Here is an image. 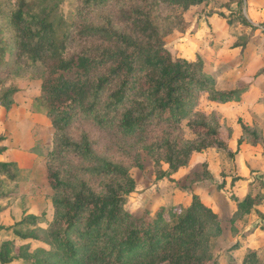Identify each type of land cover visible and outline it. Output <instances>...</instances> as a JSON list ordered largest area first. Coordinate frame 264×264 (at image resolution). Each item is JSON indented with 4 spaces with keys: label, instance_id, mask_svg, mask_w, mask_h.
Returning a JSON list of instances; mask_svg holds the SVG:
<instances>
[{
    "label": "trees",
    "instance_id": "trees-1",
    "mask_svg": "<svg viewBox=\"0 0 264 264\" xmlns=\"http://www.w3.org/2000/svg\"><path fill=\"white\" fill-rule=\"evenodd\" d=\"M159 1L184 10L201 0ZM110 3L114 4L113 10L99 12L91 19L85 16L77 27L57 35L58 23L51 20L56 0H0V32L8 28L12 35L9 39L0 38V60L7 52L3 45L7 44L21 62L41 67L42 93L37 101L55 129L58 151L93 160L101 186L96 191L85 180L70 184L50 167L47 171L55 217L47 232L48 241L37 236V229L15 234L22 239L46 240L51 250L40 257L29 256L28 252L10 256L12 247L6 242L0 250V264L18 259L33 264H218L210 246L220 219L198 195H193L183 212L178 207L169 210L170 217H176L173 223L162 220L159 213L155 219L146 214L136 218L124 209L136 186L128 168L95 155L87 135L73 140L66 134L75 112L128 133L154 121L177 128L194 111L196 91L207 93L210 102L218 103L229 102L235 94L211 88L213 82L204 73L201 59L175 57L162 45L153 14L155 0H80L79 5L85 13ZM75 39L83 47L72 54L68 44ZM87 39L95 43L85 45ZM263 71L264 67L257 74ZM15 92V88H6L0 94V108L11 106ZM207 115L194 112L185 123L196 138L181 142L176 139L166 158L171 171L185 166L191 154L209 148L234 156L243 144H264L257 128L238 119L241 135L236 151H232V128L224 122L228 139H223L217 116ZM3 140L0 136V142ZM13 164L0 162V173L10 176L9 167ZM261 198L255 197L254 201L246 195L239 204H258ZM37 220L30 214L17 223ZM248 250L255 258L256 251ZM249 255L244 264L251 263Z\"/></svg>",
    "mask_w": 264,
    "mask_h": 264
},
{
    "label": "rangeland",
    "instance_id": "rangeland-1",
    "mask_svg": "<svg viewBox=\"0 0 264 264\" xmlns=\"http://www.w3.org/2000/svg\"><path fill=\"white\" fill-rule=\"evenodd\" d=\"M56 2L51 20L58 23L57 35L77 27L85 16L91 19L99 12L114 9L110 3L84 13L80 0ZM155 2L153 14L162 45L175 57L201 59L204 73L213 82L211 88L234 91L232 100L210 102L207 93L196 91L194 111L179 127L154 121L130 133L113 125H100L95 117L75 112L66 134L73 140L87 135L95 155L128 168L136 186L124 206L127 213L136 218L146 214L152 219L159 213L162 220L173 223L176 217H170L169 210L178 207L183 212L196 194L220 219L210 246L218 264H244L248 254L252 258L248 264H264V144H243L234 156L209 148L191 154L187 164L176 171H171L166 160L176 139L181 142L196 138L185 125L194 112H203L209 118L215 114L222 124L223 139H228L224 125L237 128L238 119L257 128L264 137V113L258 110L264 108V71L257 74L264 67V0H201L184 10ZM11 36L8 28L0 32L1 39ZM91 43L95 41L85 40V45ZM82 47L78 39L68 44L72 54ZM3 48L7 52L0 60V94L6 88L18 92L12 96L9 108H0V136L4 137L0 162L14 163L9 167L10 176L0 173V250L8 242L12 247L10 256L28 252L29 256L40 257L51 250L47 232L55 217L47 170L57 169L70 184L85 180L96 191L101 187L100 177L94 171L97 165L93 160L58 151L55 129L37 101L42 93L41 67L21 62L10 45ZM246 195L254 201L261 196V202L240 206ZM30 214L38 217L35 223H17ZM35 229L37 236L47 241L22 239L15 234ZM248 249L256 251V262ZM7 264L33 263L18 259Z\"/></svg>",
    "mask_w": 264,
    "mask_h": 264
},
{
    "label": "crops",
    "instance_id": "crops-1",
    "mask_svg": "<svg viewBox=\"0 0 264 264\" xmlns=\"http://www.w3.org/2000/svg\"><path fill=\"white\" fill-rule=\"evenodd\" d=\"M259 109V112H263L264 113V108H263V106H260V107H258ZM258 112V113H259ZM232 128V127H231ZM241 135V129H240V126L238 127L237 126V128H232V134H231V140H230V142H229V147H230V149L232 150V151H236V149H237V139L239 138V136Z\"/></svg>",
    "mask_w": 264,
    "mask_h": 264
}]
</instances>
